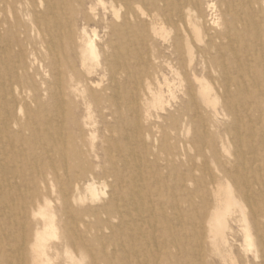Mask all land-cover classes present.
Here are the masks:
<instances>
[{"label":"bare ground","instance_id":"obj_1","mask_svg":"<svg viewBox=\"0 0 264 264\" xmlns=\"http://www.w3.org/2000/svg\"><path fill=\"white\" fill-rule=\"evenodd\" d=\"M59 259L264 264V0H0V264Z\"/></svg>","mask_w":264,"mask_h":264},{"label":"rangeland","instance_id":"obj_2","mask_svg":"<svg viewBox=\"0 0 264 264\" xmlns=\"http://www.w3.org/2000/svg\"><path fill=\"white\" fill-rule=\"evenodd\" d=\"M98 13H100V14H102L103 12H104V10H103V8H101L100 6L98 7ZM99 30H98V32H99V34L101 35V36H103L105 33H104V31H103V29L102 28H98ZM177 97L179 96V94H178V92L175 94ZM169 96V95H168ZM170 101H171V103H174V102H176L177 100H174V99H170V98H168ZM95 118H97L98 119V117H97V115H96V117ZM100 126V128L102 127L101 125H99ZM99 128V127H98ZM99 136V135H98ZM191 137V136H190ZM99 141L97 140V143H98ZM85 196L87 197V204H90V202H89V198H90V195L89 194H85ZM56 242H58V240L57 239H53L52 240V242H51V244H55ZM62 262V259H59V260H56V264H60ZM87 262H88V260L87 259H85L84 260V264H87Z\"/></svg>","mask_w":264,"mask_h":264}]
</instances>
